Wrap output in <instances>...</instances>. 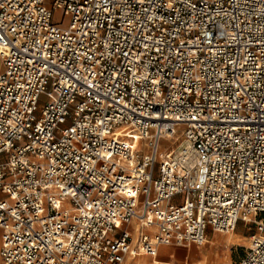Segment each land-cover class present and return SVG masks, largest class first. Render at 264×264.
<instances>
[{"label":"built area","instance_id":"2783aa9c","mask_svg":"<svg viewBox=\"0 0 264 264\" xmlns=\"http://www.w3.org/2000/svg\"><path fill=\"white\" fill-rule=\"evenodd\" d=\"M0 57V264L252 219L237 264H264V0H0Z\"/></svg>","mask_w":264,"mask_h":264},{"label":"rangeland","instance_id":"374dc122","mask_svg":"<svg viewBox=\"0 0 264 264\" xmlns=\"http://www.w3.org/2000/svg\"><path fill=\"white\" fill-rule=\"evenodd\" d=\"M2 60L0 57V70H2ZM180 138L182 137V133L180 132L178 135ZM179 138V139H180ZM179 139H175V141H171L170 139L164 140L162 143V148H170L171 146H175ZM256 219L250 220L248 223L240 221L237 227L230 232H221L218 230L210 229L208 233L209 242L208 247L209 250L214 251L216 249L218 254L216 255V264H237L238 261L245 255V253L249 250L251 246L252 235L257 231L258 225L255 221ZM135 227V224L132 225V228ZM135 229V228H134ZM2 240V231L0 229V244ZM174 245L167 247L164 254L167 257H171L174 252ZM193 247V251L195 254V260L190 264H201L199 260H197L198 256H203V252L207 251V246L202 248ZM178 257L185 256L188 253V249L186 247H178L176 249ZM178 257L172 260L173 264H182L179 262ZM167 259V258H162ZM167 264H172L171 261L167 260ZM185 264H189L185 262Z\"/></svg>","mask_w":264,"mask_h":264},{"label":"crops","instance_id":"0c3cea01","mask_svg":"<svg viewBox=\"0 0 264 264\" xmlns=\"http://www.w3.org/2000/svg\"><path fill=\"white\" fill-rule=\"evenodd\" d=\"M211 228H209L208 230V233L210 231ZM174 245L173 249H174V252L172 253V256L169 258L167 257L164 252L166 250L167 247H170ZM186 247L188 249V253L185 255V256H182V257H178V254L176 252V249L178 247ZM191 246H194L196 247L197 246V243L196 244H191V245H185V244H161L160 247H159V252H158V255L157 256H151V255H148V254H142V255H139L137 257H132V256H127L124 263L123 264H126V263H135L138 259L141 258L144 259V264H162L159 260L160 258H167V259H164L165 261H171L172 263V260L175 259L178 257L179 259V262H181L182 264H185V262L188 261V256H189V249L191 248ZM207 252H208V255L212 258H216V255L218 254V251L216 249H214V251H211L209 250V247L207 246ZM203 259V256H198L197 257V260H201ZM168 263V262H167ZM173 264V263H172Z\"/></svg>","mask_w":264,"mask_h":264},{"label":"bare ground","instance_id":"6f19581e","mask_svg":"<svg viewBox=\"0 0 264 264\" xmlns=\"http://www.w3.org/2000/svg\"><path fill=\"white\" fill-rule=\"evenodd\" d=\"M179 134H175L174 136H173V138H171L170 140L171 141H175V139L177 140V139H179L180 137L178 136ZM182 139V137L178 140V142L180 141ZM167 140V139H166ZM165 140V141H166ZM133 224H135V229L134 228H132V225ZM131 228L133 229V233L135 234L136 232H137V226H138V224H137V221H133L132 223H131ZM209 242V239L207 238V240L205 241V242H203V243H201V244H197V246L195 247V248H202V247H204V246H208V243ZM193 247L194 246H191V248L189 249V256H188V261H187V263H191V262H193L194 260H195V254H194V251H193ZM194 248V249H195ZM215 258H212V257H210L209 255H208V252L207 251H204L203 252V259H201V260H199V263H201V264H216V260H214ZM162 264H167V262L164 260V259H162V258H160V260H159ZM126 264H144V259H142L141 260V258L140 259H138L135 263H126Z\"/></svg>","mask_w":264,"mask_h":264}]
</instances>
